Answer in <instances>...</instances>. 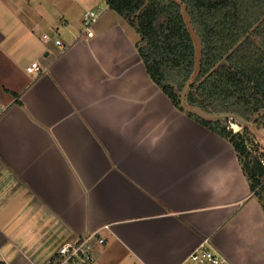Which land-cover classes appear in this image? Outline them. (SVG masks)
Here are the masks:
<instances>
[{
  "label": "crops",
  "instance_id": "obj_1",
  "mask_svg": "<svg viewBox=\"0 0 264 264\" xmlns=\"http://www.w3.org/2000/svg\"><path fill=\"white\" fill-rule=\"evenodd\" d=\"M88 2L0 0V264H46L99 229L93 264H193L205 239L264 264L232 144L172 105L107 4L88 37L71 16Z\"/></svg>",
  "mask_w": 264,
  "mask_h": 264
},
{
  "label": "trees",
  "instance_id": "obj_2",
  "mask_svg": "<svg viewBox=\"0 0 264 264\" xmlns=\"http://www.w3.org/2000/svg\"><path fill=\"white\" fill-rule=\"evenodd\" d=\"M105 1L138 33V55L172 105L232 144L264 212V160L234 119L195 111L264 116V0Z\"/></svg>",
  "mask_w": 264,
  "mask_h": 264
},
{
  "label": "built area",
  "instance_id": "obj_3",
  "mask_svg": "<svg viewBox=\"0 0 264 264\" xmlns=\"http://www.w3.org/2000/svg\"><path fill=\"white\" fill-rule=\"evenodd\" d=\"M100 16L98 10H86L82 16V26L88 37L93 36V27L97 23ZM44 39L48 40L49 36L44 35ZM56 45L62 46L60 40L55 41ZM40 65L32 63L28 68V72H40ZM105 238L101 235V230H95L80 235L73 239L64 241L57 248L53 258L46 264H93V247L95 244H104ZM188 261L193 264H230L228 260L221 254L210 248L208 239L201 244L189 255Z\"/></svg>",
  "mask_w": 264,
  "mask_h": 264
},
{
  "label": "rangeland",
  "instance_id": "obj_4",
  "mask_svg": "<svg viewBox=\"0 0 264 264\" xmlns=\"http://www.w3.org/2000/svg\"><path fill=\"white\" fill-rule=\"evenodd\" d=\"M97 1H99L98 3L100 5L88 7L85 9V11L86 10H99L100 11V9H105V5L107 4L106 1L105 0H97ZM91 2H92V0H90V2H88L89 5H91ZM82 11H83V9L82 10H80V9L71 10V14H73L71 16L74 19L78 20L75 24H77V23L79 24V20L83 14ZM115 14L118 15L117 13H115ZM117 17L119 18L121 16L118 15ZM81 28H83L82 24H81ZM128 29L133 35L136 36L137 39L139 38L138 33L136 32V30L131 25H129ZM182 97H183V95H182ZM194 110L195 109H193V111ZM195 111L199 112L201 115L208 117V118H218V117L226 118V117H228V118L234 119V121L239 125V130H241L244 138L246 139V141L249 144V147L254 150V153L261 160H264V116H263V114H259L258 116L247 121V120H244V119L238 117L237 115H229V116H227V115H210V114H204V113L198 111L197 109Z\"/></svg>",
  "mask_w": 264,
  "mask_h": 264
}]
</instances>
